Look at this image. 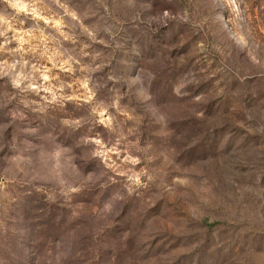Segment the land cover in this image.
Listing matches in <instances>:
<instances>
[{"label": "rangeland", "instance_id": "rangeland-1", "mask_svg": "<svg viewBox=\"0 0 264 264\" xmlns=\"http://www.w3.org/2000/svg\"><path fill=\"white\" fill-rule=\"evenodd\" d=\"M0 264H264V0H0Z\"/></svg>", "mask_w": 264, "mask_h": 264}, {"label": "clouds", "instance_id": "clouds-1", "mask_svg": "<svg viewBox=\"0 0 264 264\" xmlns=\"http://www.w3.org/2000/svg\"><path fill=\"white\" fill-rule=\"evenodd\" d=\"M13 7H17L16 5H13Z\"/></svg>", "mask_w": 264, "mask_h": 264}]
</instances>
